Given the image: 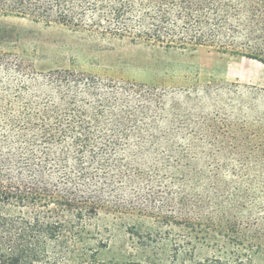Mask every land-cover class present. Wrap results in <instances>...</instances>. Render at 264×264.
<instances>
[{
    "label": "trees",
    "instance_id": "trees-1",
    "mask_svg": "<svg viewBox=\"0 0 264 264\" xmlns=\"http://www.w3.org/2000/svg\"><path fill=\"white\" fill-rule=\"evenodd\" d=\"M0 15L102 39L209 46L264 63V0H0ZM140 90L69 69L39 72L0 52V264L68 262L99 210L141 212L123 196L144 182L119 173L120 166L131 169L121 163L125 155L137 162L145 154L158 164L183 162L172 168L203 183L199 202L181 203L176 213L184 244L214 250L194 264L264 260V87L221 84L217 105L182 137L132 130L142 129L137 122L149 109L132 100ZM157 122L143 118L142 126L159 128ZM126 180L134 186L129 194ZM103 194L123 200L109 203Z\"/></svg>",
    "mask_w": 264,
    "mask_h": 264
},
{
    "label": "rangeland",
    "instance_id": "rangeland-1",
    "mask_svg": "<svg viewBox=\"0 0 264 264\" xmlns=\"http://www.w3.org/2000/svg\"><path fill=\"white\" fill-rule=\"evenodd\" d=\"M0 52L17 55L39 72L69 69L136 85L141 90L132 100L149 107L143 118L158 120L159 128L151 131L143 128L139 117L137 125L143 130H132L145 135L182 137L193 133L188 125L217 105L214 91L221 84L264 87V63L239 54L209 46L183 50L132 43L127 38L102 39L83 30L15 16L0 15ZM180 144L187 151L186 141ZM126 157L121 163L131 164V169L120 166L119 175L124 171L125 176L139 177L144 184L136 187L133 196L123 198L141 212L99 210L88 232L77 241L75 257L60 264H194L212 255L210 248L194 249L183 243L185 230L176 218L181 203L199 202L202 188L198 184L202 181L195 175L189 178L190 171L185 168L173 169L184 164L174 159L164 165L149 154L139 156L137 162ZM185 164L196 168L194 162ZM216 164L207 165L212 176ZM157 167L167 169L160 172ZM118 184L114 182L113 189ZM121 186L127 194L134 189L127 180ZM103 196L109 203L123 200ZM254 261L264 264L260 256H254Z\"/></svg>",
    "mask_w": 264,
    "mask_h": 264
}]
</instances>
